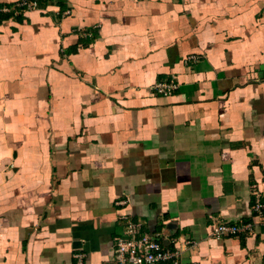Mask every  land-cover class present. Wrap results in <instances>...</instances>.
I'll return each mask as SVG.
<instances>
[{
  "label": "crops",
  "instance_id": "obj_1",
  "mask_svg": "<svg viewBox=\"0 0 264 264\" xmlns=\"http://www.w3.org/2000/svg\"><path fill=\"white\" fill-rule=\"evenodd\" d=\"M252 185L264 204V0L0 16V264H116L126 218L175 264H264V223L210 235L253 216Z\"/></svg>",
  "mask_w": 264,
  "mask_h": 264
},
{
  "label": "built area",
  "instance_id": "obj_2",
  "mask_svg": "<svg viewBox=\"0 0 264 264\" xmlns=\"http://www.w3.org/2000/svg\"><path fill=\"white\" fill-rule=\"evenodd\" d=\"M45 2L47 0H15L9 6H0V16L3 14L17 15L24 10L38 9ZM176 86L174 80L161 79L149 89L157 94L168 96ZM251 192L255 195L252 206L253 216L250 219L233 223L218 222L212 226L211 236L221 238L255 233L257 225L264 223V204L254 185H252ZM179 256L178 249H169L161 244L158 232H143L141 224L130 218L125 219L123 231L114 242L116 264H175ZM73 259L74 264H87L82 252H75Z\"/></svg>",
  "mask_w": 264,
  "mask_h": 264
}]
</instances>
